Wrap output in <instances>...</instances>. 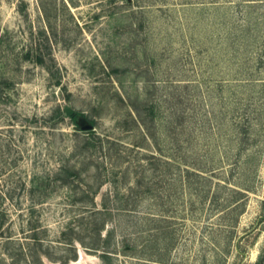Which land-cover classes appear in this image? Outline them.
<instances>
[{
  "label": "rangeland",
  "instance_id": "1",
  "mask_svg": "<svg viewBox=\"0 0 264 264\" xmlns=\"http://www.w3.org/2000/svg\"><path fill=\"white\" fill-rule=\"evenodd\" d=\"M0 264H264V0H0Z\"/></svg>",
  "mask_w": 264,
  "mask_h": 264
},
{
  "label": "trees",
  "instance_id": "2",
  "mask_svg": "<svg viewBox=\"0 0 264 264\" xmlns=\"http://www.w3.org/2000/svg\"><path fill=\"white\" fill-rule=\"evenodd\" d=\"M68 112H69V115H70L72 118H74V119H77L78 116H80V113L77 112V111L69 110ZM72 232H73V231H72ZM74 232H75V231H74ZM37 233H38V231H37L36 229H34L32 235H33L34 241H37V242H38V237H37L38 235H37ZM62 234L65 236V233H64V232H63ZM71 238H72V237H69V239H67V240H69V242L73 244V241H72ZM35 252H36V251H35L34 249H31V251H30V256H31L32 258H34V257L36 258V253H35ZM100 256H101L102 258H105V257L107 256V252H106V251H102V253H101Z\"/></svg>",
  "mask_w": 264,
  "mask_h": 264
},
{
  "label": "water",
  "instance_id": "3",
  "mask_svg": "<svg viewBox=\"0 0 264 264\" xmlns=\"http://www.w3.org/2000/svg\"><path fill=\"white\" fill-rule=\"evenodd\" d=\"M77 123L80 129L88 130L93 128L92 122L83 116L78 117Z\"/></svg>",
  "mask_w": 264,
  "mask_h": 264
}]
</instances>
